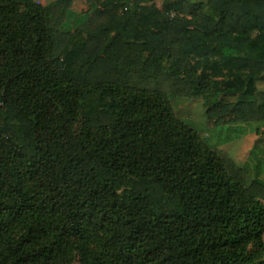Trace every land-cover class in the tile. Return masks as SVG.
I'll return each mask as SVG.
<instances>
[{"label":"trees","instance_id":"obj_1","mask_svg":"<svg viewBox=\"0 0 264 264\" xmlns=\"http://www.w3.org/2000/svg\"><path fill=\"white\" fill-rule=\"evenodd\" d=\"M165 2L0 0V264H264V180L168 100L264 123V0Z\"/></svg>","mask_w":264,"mask_h":264},{"label":"rangeland","instance_id":"obj_2","mask_svg":"<svg viewBox=\"0 0 264 264\" xmlns=\"http://www.w3.org/2000/svg\"><path fill=\"white\" fill-rule=\"evenodd\" d=\"M29 1L46 7L56 0ZM169 1L166 0L165 3ZM140 56L145 58L146 54ZM160 65L166 69L171 66V62L169 58H162ZM195 75L198 76L200 73L195 72ZM182 77L186 78L185 75ZM168 100L176 118L193 128L207 147L224 151L237 165L251 173H257L264 180V123L215 125L214 121L207 118L206 111L215 101H223V98L212 89L203 95L190 98L170 95ZM236 100V96H225L223 102ZM262 257L264 259V255Z\"/></svg>","mask_w":264,"mask_h":264},{"label":"crops","instance_id":"obj_3","mask_svg":"<svg viewBox=\"0 0 264 264\" xmlns=\"http://www.w3.org/2000/svg\"><path fill=\"white\" fill-rule=\"evenodd\" d=\"M258 99L260 101H264V94H258Z\"/></svg>","mask_w":264,"mask_h":264},{"label":"built area","instance_id":"obj_4","mask_svg":"<svg viewBox=\"0 0 264 264\" xmlns=\"http://www.w3.org/2000/svg\"><path fill=\"white\" fill-rule=\"evenodd\" d=\"M172 16H174V14Z\"/></svg>","mask_w":264,"mask_h":264}]
</instances>
